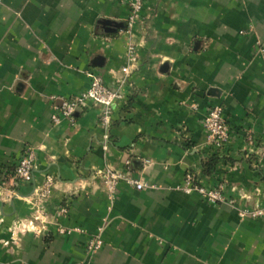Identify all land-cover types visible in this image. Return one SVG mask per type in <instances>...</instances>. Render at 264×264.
Here are the masks:
<instances>
[{
  "label": "crops",
  "instance_id": "0c3cea01",
  "mask_svg": "<svg viewBox=\"0 0 264 264\" xmlns=\"http://www.w3.org/2000/svg\"><path fill=\"white\" fill-rule=\"evenodd\" d=\"M132 1L0 0V264H264V215L241 219L231 204L183 190L193 172L239 206L264 207V0H143L131 34L139 59L109 139L97 104L74 125L53 123L56 97L80 94L93 75L115 86ZM217 104L231 139L206 175L214 145L203 123ZM27 147L34 178L15 186ZM127 159L155 187L121 182L111 200L99 172ZM48 175L54 186L39 205ZM97 234L103 244L89 251Z\"/></svg>",
  "mask_w": 264,
  "mask_h": 264
},
{
  "label": "built area",
  "instance_id": "2783aa9c",
  "mask_svg": "<svg viewBox=\"0 0 264 264\" xmlns=\"http://www.w3.org/2000/svg\"><path fill=\"white\" fill-rule=\"evenodd\" d=\"M143 6V0H133L130 3V14L128 17V29L126 32L129 34L127 43V63L122 66V75L115 82L114 87L108 86L102 76L93 75L90 84L86 90L73 97H56L53 105L52 121L54 124H60L64 120L70 125L76 123V114L83 111L90 104H97L99 106V119L98 124L104 129V139H109V129L112 125L116 106L119 101L124 98L123 86L125 84H131L132 67L138 62V44L132 39L131 34L135 30L136 23L140 19V14ZM204 130L207 134V138L212 145L217 148L224 149L230 142L231 133L230 128L223 115V108L221 105H214L206 115L203 123ZM247 145L253 147L255 145V138L251 132L246 135ZM106 147V145H105ZM258 152L256 155L259 159L264 160V145L257 147ZM245 154H249V150L246 149ZM36 153L33 147H27L21 156L14 172V185L17 186L22 181H32L34 178ZM132 161L130 159L125 160L124 166L121 169H116L111 166H105L100 170V174L103 178L105 189L109 198L114 200L118 185L121 182L126 183L129 186L136 188L137 190H143L145 188H154L155 185L147 182L141 176L134 173L132 167ZM146 165L150 164L149 160H144ZM54 186V177L48 175L46 181L37 193L36 203L41 204L45 198H47ZM183 190L186 192L196 191L200 193L207 201L211 203L219 204H231L238 212V216L241 219L245 218H259L264 215V207H242L236 204L235 200L227 196L224 192V184L220 183L215 186H205L197 182L193 172H187L185 176V184ZM67 206H62L58 210V215L63 216L67 214ZM41 212L36 216V220L42 222ZM30 227L25 226V230ZM37 232H40L43 227H34ZM60 233L70 232L67 228H60ZM103 244V240L97 235L90 237L87 248L89 251H96Z\"/></svg>",
  "mask_w": 264,
  "mask_h": 264
},
{
  "label": "trees",
  "instance_id": "16d2710c",
  "mask_svg": "<svg viewBox=\"0 0 264 264\" xmlns=\"http://www.w3.org/2000/svg\"><path fill=\"white\" fill-rule=\"evenodd\" d=\"M220 150V148L214 146L213 152L210 154V156L203 160L202 167L206 175H211L216 171L217 165L220 159L223 157V154L220 152Z\"/></svg>",
  "mask_w": 264,
  "mask_h": 264
}]
</instances>
